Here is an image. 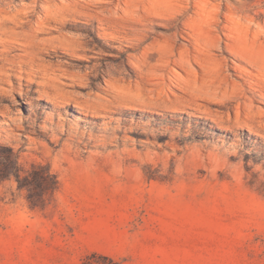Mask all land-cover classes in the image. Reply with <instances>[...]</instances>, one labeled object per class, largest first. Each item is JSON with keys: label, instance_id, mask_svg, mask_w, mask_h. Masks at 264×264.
<instances>
[{"label": "rangeland", "instance_id": "obj_1", "mask_svg": "<svg viewBox=\"0 0 264 264\" xmlns=\"http://www.w3.org/2000/svg\"><path fill=\"white\" fill-rule=\"evenodd\" d=\"M0 264H264V0H0Z\"/></svg>", "mask_w": 264, "mask_h": 264}, {"label": "trees", "instance_id": "obj_2", "mask_svg": "<svg viewBox=\"0 0 264 264\" xmlns=\"http://www.w3.org/2000/svg\"><path fill=\"white\" fill-rule=\"evenodd\" d=\"M3 177L0 175V180L2 179Z\"/></svg>", "mask_w": 264, "mask_h": 264}]
</instances>
